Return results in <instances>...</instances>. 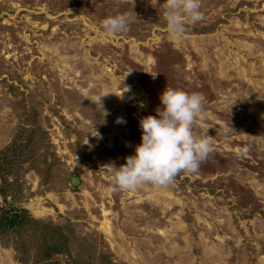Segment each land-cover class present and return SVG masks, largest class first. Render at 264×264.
Masks as SVG:
<instances>
[{
  "label": "rangeland",
  "instance_id": "obj_1",
  "mask_svg": "<svg viewBox=\"0 0 264 264\" xmlns=\"http://www.w3.org/2000/svg\"><path fill=\"white\" fill-rule=\"evenodd\" d=\"M163 3L0 0V264H264V0H201L180 42ZM116 13L129 28L109 35ZM166 86L204 96L213 152L166 187L112 191Z\"/></svg>",
  "mask_w": 264,
  "mask_h": 264
},
{
  "label": "clouds",
  "instance_id": "obj_2",
  "mask_svg": "<svg viewBox=\"0 0 264 264\" xmlns=\"http://www.w3.org/2000/svg\"><path fill=\"white\" fill-rule=\"evenodd\" d=\"M163 8L167 33L176 42L185 38L186 21L195 24L203 19L201 0H164ZM131 13L137 18L132 10ZM101 23L107 34L115 35L128 30L130 15L110 14ZM159 99L162 107L157 109V115H147L139 121L141 142L135 146V154L125 157V163L120 166L108 165L113 173L112 191L136 190L147 185L166 187L181 172H197L213 152L212 137L207 129L199 135L194 132L196 119L203 112L201 93L166 86ZM99 105L106 117L109 113L103 109L100 98ZM116 122L125 123L122 117ZM94 133L92 136L102 138L98 130Z\"/></svg>",
  "mask_w": 264,
  "mask_h": 264
},
{
  "label": "trees",
  "instance_id": "obj_3",
  "mask_svg": "<svg viewBox=\"0 0 264 264\" xmlns=\"http://www.w3.org/2000/svg\"><path fill=\"white\" fill-rule=\"evenodd\" d=\"M4 212L5 211H2V213H3L4 216L0 218V233L2 232L1 227L2 226L4 227L6 225V223L8 222V214H6V213H9V211L8 212H5V213ZM21 221H22L21 218H19L16 222H13L11 224V229L13 227H16L18 224H20ZM19 242H21V241H18V245H22V243H19ZM62 242H63V245L65 246L66 239H64ZM62 242H61V245H62ZM58 247H59V244H57L54 249L48 251V253H58V252H60L61 250ZM46 259H48V256L45 253L43 257L42 256L38 257V259H36L35 262L36 263H39V264H45V263L46 264H50V263H47L48 261Z\"/></svg>",
  "mask_w": 264,
  "mask_h": 264
},
{
  "label": "water",
  "instance_id": "obj_4",
  "mask_svg": "<svg viewBox=\"0 0 264 264\" xmlns=\"http://www.w3.org/2000/svg\"><path fill=\"white\" fill-rule=\"evenodd\" d=\"M16 219H17V213H11L10 215H9V220L11 221V222H13V221H16Z\"/></svg>",
  "mask_w": 264,
  "mask_h": 264
},
{
  "label": "bare ground",
  "instance_id": "obj_5",
  "mask_svg": "<svg viewBox=\"0 0 264 264\" xmlns=\"http://www.w3.org/2000/svg\"><path fill=\"white\" fill-rule=\"evenodd\" d=\"M2 139H3V138H2ZM109 139H110V141H111V138H109ZM173 201H174V200H173ZM35 213H36V214H39L40 211L37 210V211H35ZM105 229H106V228H105ZM107 231H108L107 234L110 235V229H109V228L107 229Z\"/></svg>",
  "mask_w": 264,
  "mask_h": 264
}]
</instances>
